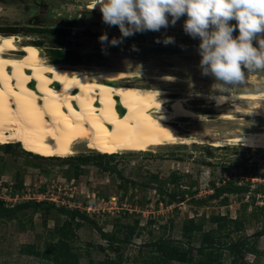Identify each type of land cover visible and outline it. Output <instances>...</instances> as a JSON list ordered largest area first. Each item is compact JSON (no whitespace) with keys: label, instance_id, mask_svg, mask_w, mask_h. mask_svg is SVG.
<instances>
[{"label":"rangeland","instance_id":"374dc122","mask_svg":"<svg viewBox=\"0 0 264 264\" xmlns=\"http://www.w3.org/2000/svg\"><path fill=\"white\" fill-rule=\"evenodd\" d=\"M186 19L182 16L175 25L125 38L117 26L102 21L100 11L90 9V0H0V35L16 36L23 43L41 46L46 62L145 74L146 79L132 82L160 87L172 97L187 98L195 106L205 104L203 96L220 93L213 91L214 77L201 73L200 40L184 31ZM230 23L235 25L236 21ZM104 33L109 40L120 38L123 42L119 46L102 44L99 37ZM237 35L238 30L233 32L234 37ZM166 37H172L173 42L163 43ZM253 45L257 46L255 40ZM160 76H172L176 81L151 80ZM242 93L264 95V72L250 73L246 84L223 94ZM200 121L180 123L184 135L204 140V145L158 147L139 153L104 156L93 148L75 146V153L68 158L44 159L26 152L25 143L26 147L22 143L0 145V200L6 204L14 200L16 204L46 202L68 211L77 210L92 221H71L45 208L29 210L19 221H2L0 264H47L25 251L31 245L42 249L56 225L72 226L73 245L81 254L78 264H88L89 258L97 262L105 256L118 255L108 249L97 229L115 232L117 238H122L121 227L137 225L131 245L122 251L123 264H132L140 258V252H148L144 244L159 238L180 240L182 226L189 219L201 222L204 231L216 228L212 217L226 223L240 220L243 229L230 235L231 242L264 231V151L241 143L220 148L209 145L215 138L235 140L240 134L258 130L264 127V120L250 117L233 122ZM104 166H111L115 173L102 170ZM224 184L247 192L208 200L213 188ZM172 192L183 195V201L166 204V194ZM6 196L18 198L5 199ZM200 200L203 202L197 203ZM247 248L241 256L243 260L264 264V235L249 241ZM229 262L230 258L223 257V264Z\"/></svg>","mask_w":264,"mask_h":264},{"label":"bare ground","instance_id":"6f19581e","mask_svg":"<svg viewBox=\"0 0 264 264\" xmlns=\"http://www.w3.org/2000/svg\"><path fill=\"white\" fill-rule=\"evenodd\" d=\"M43 56V48L35 43L0 35V145L25 143L36 155L60 159L72 156L75 146L108 155L139 153L204 145V140L184 135L180 122L264 120L262 94H223L222 102L210 99L221 95L213 94L203 96L205 104L194 106L160 87L132 82L146 79L145 74L48 63ZM154 77L151 80L176 81L172 76ZM239 140L245 147L264 151V127L235 140L215 138L209 145L234 146Z\"/></svg>","mask_w":264,"mask_h":264},{"label":"clouds","instance_id":"9594fccd","mask_svg":"<svg viewBox=\"0 0 264 264\" xmlns=\"http://www.w3.org/2000/svg\"><path fill=\"white\" fill-rule=\"evenodd\" d=\"M96 7L102 21L117 26L125 38L159 31L186 16L184 31L200 40L199 66L202 75L214 77L213 91L221 95L209 98L217 102L226 100L223 93L246 84L250 73L264 72V0H90V9ZM233 20L235 25L230 23ZM99 40L111 46L123 42L120 38L109 40L106 33ZM172 42V37L163 40Z\"/></svg>","mask_w":264,"mask_h":264},{"label":"trees","instance_id":"16d2710c","mask_svg":"<svg viewBox=\"0 0 264 264\" xmlns=\"http://www.w3.org/2000/svg\"><path fill=\"white\" fill-rule=\"evenodd\" d=\"M24 146L26 147L25 144ZM26 149V152L33 154ZM105 155L112 156L108 154H104V156ZM34 157H42L45 159L44 156L39 155H35ZM101 169L106 172L115 173L114 168L111 166H104ZM244 192H247L244 188L232 186L231 184H224L219 187H214L213 194L208 197V200H216L223 195H238ZM160 193L163 194L162 191ZM166 197V204L168 205L183 201V195L178 196L175 192L166 194ZM202 202L203 201L200 200L197 203L200 204ZM43 208H45L47 212L55 210L61 215L67 216L71 221L78 219L92 223L91 220L79 211H68L64 208H57L54 204L30 201L14 204L12 207H6L2 200H0V222L19 221L27 211H37ZM210 220L216 225L215 229L204 231L201 222L196 223L193 219H189L184 222L182 226L180 240L159 238L155 242L144 244L148 252H140V258H135L132 264H170L172 262L177 264H223V257L226 256L230 258L229 264H248L241 257L244 251L249 249L247 248V243L249 241L258 240L260 236L264 235V231H260L242 240L237 239L231 242L230 235L240 233L243 229V223L237 219L228 220L226 223L219 217H212ZM71 227L70 225L60 227L58 225L54 226L53 230H50L49 239L46 240L42 249L36 245H31L27 248L25 253L37 257L47 264H78L81 254L74 248L75 234ZM136 227V224L133 226L121 227L124 229V231H121L123 234L122 238H117L115 232L108 234L97 229L100 237L107 242L108 249L112 252H118V255L114 258L105 256L103 260L97 262L90 259L87 255L89 258L88 264H123L121 257L122 251L131 245ZM250 252H252V249H250ZM252 253L257 252L253 251Z\"/></svg>","mask_w":264,"mask_h":264},{"label":"built area","instance_id":"2783aa9c","mask_svg":"<svg viewBox=\"0 0 264 264\" xmlns=\"http://www.w3.org/2000/svg\"><path fill=\"white\" fill-rule=\"evenodd\" d=\"M6 198L15 199V198H18V197H14V198H13L12 196H6L5 199H6ZM5 201H6V200H5ZM24 201H27V200H24ZM20 203H21V202H20ZM14 204H16L15 200H14L13 203H10V204H6V203H5V206H6V207H12Z\"/></svg>","mask_w":264,"mask_h":264},{"label":"flooded vegetation","instance_id":"af4514ba","mask_svg":"<svg viewBox=\"0 0 264 264\" xmlns=\"http://www.w3.org/2000/svg\"><path fill=\"white\" fill-rule=\"evenodd\" d=\"M89 8V6H87Z\"/></svg>","mask_w":264,"mask_h":264}]
</instances>
